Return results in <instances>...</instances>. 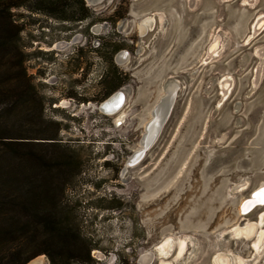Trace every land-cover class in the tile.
Wrapping results in <instances>:
<instances>
[{"label": "rangeland", "instance_id": "obj_1", "mask_svg": "<svg viewBox=\"0 0 264 264\" xmlns=\"http://www.w3.org/2000/svg\"><path fill=\"white\" fill-rule=\"evenodd\" d=\"M6 2L19 4L0 26L40 101L38 138L56 139L46 153L66 163L57 216L66 253L38 225L33 250L53 263L45 254L27 263L140 264L179 239L174 253L181 261L190 251V264H227L225 250L264 264V206L239 213L264 183V0ZM169 82L168 116L130 168ZM116 91L119 111L99 112Z\"/></svg>", "mask_w": 264, "mask_h": 264}, {"label": "trees", "instance_id": "obj_2", "mask_svg": "<svg viewBox=\"0 0 264 264\" xmlns=\"http://www.w3.org/2000/svg\"><path fill=\"white\" fill-rule=\"evenodd\" d=\"M6 1L0 0L1 20L9 8L19 5ZM4 30L0 26V264H26L45 254L33 250L38 225L51 232V242L59 245L63 259L66 234L57 216L66 163L46 153L56 139L38 138L46 126L42 107L20 60L9 51Z\"/></svg>", "mask_w": 264, "mask_h": 264}, {"label": "bare ground", "instance_id": "obj_3", "mask_svg": "<svg viewBox=\"0 0 264 264\" xmlns=\"http://www.w3.org/2000/svg\"><path fill=\"white\" fill-rule=\"evenodd\" d=\"M91 1H93V0H91ZM147 22H148V24H150V21H147ZM146 28H147V25L141 26V31L142 32L146 31ZM175 86H176V84L173 82H169L165 85V91H166L165 93H167V94L162 96L161 97L162 99L160 98V100H162V101L160 102V105L155 110V114L152 118L153 121H152L151 127L149 129V131L151 130L150 131L151 134H153L155 131L157 133L159 131V127L162 126V124L166 120L168 113L170 111L171 105H172V89ZM118 101L123 103V101H124L123 93H122V98L118 99V97L117 98L112 97L110 99V101H108V103H106L102 107L103 112L100 110H99V112H101L103 114L106 113L108 115H111V114L113 115V114L117 113L119 110L107 112L106 109L112 108L113 106H115L116 102H118ZM152 144H153V141L149 142V138L144 140V141H141V142L139 141V146H138L139 149L132 152V155L130 156V158L127 162V166L131 168L133 165L137 164L141 160L142 156L144 155V153L142 154V152L145 151V149L147 150ZM261 187H262V195L264 196V183L259 185L257 188H261ZM257 188L253 189L249 193V195L247 197H245L243 200H245L246 198H249L250 194L252 192H254ZM243 200L240 202L239 207H240L241 203L243 202ZM263 206H264V204H262L259 207H263ZM256 208L257 207H254L249 213H251ZM239 213L241 216H246L249 214V213H247L246 215H242L240 208H239ZM261 222H264V215L260 216V223ZM248 224H249L248 220L245 221V223L243 224L244 228H246L248 226ZM258 233H257V236L259 235ZM242 235H243L242 233H240L239 231H236V234L233 237H236L239 239L242 237ZM179 244H180L179 239H173L171 245H169V246H167L166 241L162 242L154 250H152V251L150 250L145 255H143L140 259V262H141V264H149L150 262L152 263L154 260H156L157 264H179L180 263V260L178 258L179 253H177V254L174 253V251L177 249H179V251H180V247H179L180 245ZM256 245L257 244H256V239H255L252 242V247L256 248ZM259 247H261V250L264 252V239H261ZM193 249H194V247H193ZM223 253L226 254L225 260H226L227 264H241V259H240L241 256L240 255H235L228 250L223 251ZM190 255H189V257H187L188 258L187 260H185V261L181 260V262L183 261L182 264H187L195 256V255H192V256H190ZM172 256H173V258H172ZM170 258H172V259L170 260ZM214 260H212V262L215 264ZM29 264H41V262L39 259H34Z\"/></svg>", "mask_w": 264, "mask_h": 264}, {"label": "water", "instance_id": "obj_4", "mask_svg": "<svg viewBox=\"0 0 264 264\" xmlns=\"http://www.w3.org/2000/svg\"><path fill=\"white\" fill-rule=\"evenodd\" d=\"M85 2H86V4H88V5H90V6H93V4H95V5H97V4H99L102 0H93V1H91V0H84ZM91 1V2H90ZM126 57V52H124V51H122V52H120V53H118L117 55H116V57H115V61L116 62H120V61H122L124 58ZM112 97H118V99L119 98H122V92L121 91H116V92H114V93H112L110 96H108L107 98H105L103 101H101L98 105H97V109H98V111L100 110V111H102L103 112V110H102V107L106 104V103H108V101H110V99L112 98ZM162 99V98H161ZM162 100H159L155 105H154V107L150 110V119L149 120H147V122L145 123V125H144V127H143V132H142V136H141V138H140V142L141 141H144V140H146V139H148L149 138V142H151V141H154V139L156 138V136H157V134H158V132L156 133V131L153 133V134H151L150 133V131H149V129H150V127H151V124H152V118H153V116H154V114H155V110H156V108L160 105V102H161ZM121 102L120 101H118V102H116V104H115V106H113L112 108H109V109H106L107 110V112H112V111H116V110H118L119 108H120V106L122 105V103L120 104ZM158 126V125H157ZM160 128H161V126L159 127V130H160ZM141 151V150H140ZM145 151H146V149H145ZM145 151H141L142 152V154L145 152ZM129 160V159H128ZM128 160H127V162H128ZM259 194V195H258ZM262 199H264V196L262 195V187L261 188H257L254 192H252L251 194H250V197L249 198H246L245 200H243V202L241 203V205H240V210H241V214L242 215H246L247 213H249L254 207H259V206H261L262 204L260 203V201L262 200ZM142 257V256H141ZM141 257L139 258V263L141 264V262H140V259H141ZM190 262H192V261H190ZM190 262H188L187 264H190Z\"/></svg>", "mask_w": 264, "mask_h": 264}, {"label": "flooded vegetation", "instance_id": "obj_5", "mask_svg": "<svg viewBox=\"0 0 264 264\" xmlns=\"http://www.w3.org/2000/svg\"><path fill=\"white\" fill-rule=\"evenodd\" d=\"M93 6H95V4H93ZM93 30H95V29L93 28ZM72 44H74V40H73L72 42H70L68 45H66L65 43H62V44H60V45H55L53 49L60 50V49L65 48L66 46H69V45H72ZM124 59H125V58H124ZM124 59H123V60H124ZM63 103H64V102H63ZM105 116H106V115H105ZM187 246H189L188 242H187ZM187 249H188V248H187ZM187 253H188V254L186 255V258L183 259V261H185V260L188 259L187 257H189V255H190V251H188ZM183 261H182V262H183ZM179 264H181V261H180Z\"/></svg>", "mask_w": 264, "mask_h": 264}, {"label": "snow or ice", "instance_id": "obj_6", "mask_svg": "<svg viewBox=\"0 0 264 264\" xmlns=\"http://www.w3.org/2000/svg\"><path fill=\"white\" fill-rule=\"evenodd\" d=\"M258 195H259V194H258ZM260 203H261V204H264V199H262V200L260 201Z\"/></svg>", "mask_w": 264, "mask_h": 264}]
</instances>
